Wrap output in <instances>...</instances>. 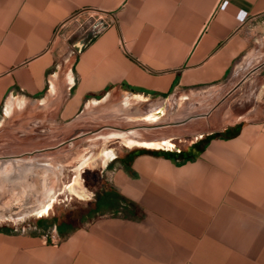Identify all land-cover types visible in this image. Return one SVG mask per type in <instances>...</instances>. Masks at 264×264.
I'll use <instances>...</instances> for the list:
<instances>
[{"label": "crops", "instance_id": "obj_1", "mask_svg": "<svg viewBox=\"0 0 264 264\" xmlns=\"http://www.w3.org/2000/svg\"><path fill=\"white\" fill-rule=\"evenodd\" d=\"M80 9L110 22L73 37ZM0 113L26 154L84 115L165 145L117 137L113 208L0 231V264H264V0H0Z\"/></svg>", "mask_w": 264, "mask_h": 264}, {"label": "rangeland", "instance_id": "obj_2", "mask_svg": "<svg viewBox=\"0 0 264 264\" xmlns=\"http://www.w3.org/2000/svg\"><path fill=\"white\" fill-rule=\"evenodd\" d=\"M91 22L92 18L83 20V27L86 29ZM78 26L79 24L70 30L73 37L85 33L84 29ZM1 116L2 113L0 118ZM77 122L73 130L65 133L62 132L64 129H59V133L63 137L83 136L59 144L57 150L48 149L37 155L19 152L21 149L11 143L13 137L20 134L19 130H23L17 127V123L6 122L0 126V161L12 163L14 168H22L27 162L32 163L31 168L21 174L16 182H11L10 186L7 182L4 184L0 176V228H4L3 231L43 233L53 228L69 211L76 215L78 220H82L86 215L97 216L115 204L111 202L107 205L106 201L99 200L103 194L101 181L106 176L107 169L114 163V160H109L103 164L100 152L102 149H109L120 153L126 149L115 137L116 134L125 135V124L109 118L91 120L85 115L78 117L75 120V123ZM130 137L133 136L126 138ZM121 142L131 146L125 143L124 137ZM8 171H11L10 167L4 172ZM50 182L53 184L51 187ZM40 196L43 204L38 208ZM93 200L99 202L91 203ZM46 213L48 215L42 217L43 220L37 221L38 215ZM35 227L38 228L37 231Z\"/></svg>", "mask_w": 264, "mask_h": 264}, {"label": "bare ground", "instance_id": "obj_3", "mask_svg": "<svg viewBox=\"0 0 264 264\" xmlns=\"http://www.w3.org/2000/svg\"><path fill=\"white\" fill-rule=\"evenodd\" d=\"M13 106H16L18 105V103L14 102L12 103ZM125 106L127 107L128 106V102H125ZM121 109V107H120ZM15 109L13 110H9V106L7 107V109H5V113L7 114H16L17 111L14 112ZM125 132V135H121V134H116L115 137H124L125 138V143L128 144V145H134V144H141V143H144V144H148L150 145L149 147H152V146H156V147H160V146H165L162 141L156 139V140H152V141H145L143 139H138V138H135V137H130V138H126L129 135L128 131H124ZM143 144V145H144ZM104 148V147H103ZM114 155V152H112L111 150L109 149H102V151L100 152V157H101V161L102 163H106L107 161H109ZM6 159V158H5ZM8 159H13V158H8ZM32 166V163L30 162H27V164H25L24 167L21 168H18V166L16 168H14V166L12 165V163H3L2 161H0V176H1V180L3 181L4 184H6L7 182V185L10 186V183L11 182H16L18 179H20L19 177L21 176V174H23L25 171H28ZM11 168V171L13 170V172L11 171H8V172H4L5 169L7 168ZM47 169V168H46ZM53 181V179H52ZM52 182H50V185L49 187H51L53 184H51ZM39 200H41V202L38 204V208H40V204H43L42 202V196H40ZM43 206V205H42Z\"/></svg>", "mask_w": 264, "mask_h": 264}, {"label": "built area", "instance_id": "obj_4", "mask_svg": "<svg viewBox=\"0 0 264 264\" xmlns=\"http://www.w3.org/2000/svg\"><path fill=\"white\" fill-rule=\"evenodd\" d=\"M89 18L93 19V22L90 23L86 29L83 27V20ZM75 25L84 29V32L88 30H92L93 28H102L108 25L110 22L109 17L101 13L100 11H96L95 9H80L77 13H75L70 19ZM83 31V30H82ZM76 34V33H75ZM82 34V33H81Z\"/></svg>", "mask_w": 264, "mask_h": 264}, {"label": "trees", "instance_id": "obj_5", "mask_svg": "<svg viewBox=\"0 0 264 264\" xmlns=\"http://www.w3.org/2000/svg\"><path fill=\"white\" fill-rule=\"evenodd\" d=\"M138 153H157V151H150V150H146V149H140ZM162 154H167V155H171V156H176V157H185L187 155L184 154L183 151L181 152H171V151H161Z\"/></svg>", "mask_w": 264, "mask_h": 264}, {"label": "water", "instance_id": "obj_6", "mask_svg": "<svg viewBox=\"0 0 264 264\" xmlns=\"http://www.w3.org/2000/svg\"><path fill=\"white\" fill-rule=\"evenodd\" d=\"M10 99H11V97H10ZM12 99H14V97H13ZM5 109H7V106H5ZM90 109H91V104H88V105L85 107V109H84V113L87 112V111L90 110ZM4 112H5V110H4ZM15 116H16V114L13 115L12 113H11V114L4 113V117H5V119H8V120L13 119Z\"/></svg>", "mask_w": 264, "mask_h": 264}, {"label": "flooded vegetation", "instance_id": "obj_7", "mask_svg": "<svg viewBox=\"0 0 264 264\" xmlns=\"http://www.w3.org/2000/svg\"><path fill=\"white\" fill-rule=\"evenodd\" d=\"M47 215H48L47 213L44 214V215H38V220H37V221H41V220H43L42 217H45V216H47ZM3 229H4V228H0V231H3ZM37 229H38V228L35 227V230H36V231H37Z\"/></svg>", "mask_w": 264, "mask_h": 264}]
</instances>
